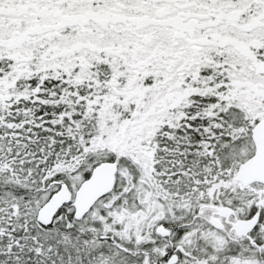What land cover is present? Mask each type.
I'll return each mask as SVG.
<instances>
[{"label": "snow or ice", "instance_id": "obj_1", "mask_svg": "<svg viewBox=\"0 0 264 264\" xmlns=\"http://www.w3.org/2000/svg\"><path fill=\"white\" fill-rule=\"evenodd\" d=\"M0 264H264V0H0Z\"/></svg>", "mask_w": 264, "mask_h": 264}]
</instances>
